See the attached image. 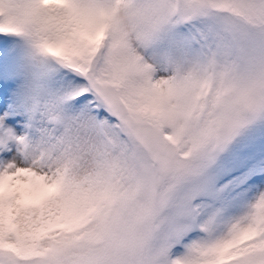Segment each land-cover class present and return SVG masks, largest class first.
Wrapping results in <instances>:
<instances>
[{"label":"snow or ice","instance_id":"obj_1","mask_svg":"<svg viewBox=\"0 0 264 264\" xmlns=\"http://www.w3.org/2000/svg\"><path fill=\"white\" fill-rule=\"evenodd\" d=\"M0 264H264V0H0Z\"/></svg>","mask_w":264,"mask_h":264}]
</instances>
